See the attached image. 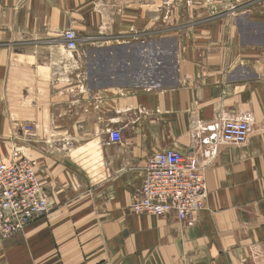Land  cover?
Returning a JSON list of instances; mask_svg holds the SVG:
<instances>
[{"label": "crops", "instance_id": "crops-1", "mask_svg": "<svg viewBox=\"0 0 264 264\" xmlns=\"http://www.w3.org/2000/svg\"><path fill=\"white\" fill-rule=\"evenodd\" d=\"M173 2L0 0V163L20 151L51 202L0 264H264V0ZM230 119L246 145L221 142ZM165 150L204 170L186 221L131 211Z\"/></svg>", "mask_w": 264, "mask_h": 264}, {"label": "built area", "instance_id": "built-area-1", "mask_svg": "<svg viewBox=\"0 0 264 264\" xmlns=\"http://www.w3.org/2000/svg\"><path fill=\"white\" fill-rule=\"evenodd\" d=\"M158 1L164 3L163 10L169 17L173 0ZM235 1L242 4L245 0ZM64 38L67 51L76 52L79 46L76 32L66 30ZM23 130L32 136L36 127L27 123ZM249 136L250 126L244 120L224 121L220 129L221 142L226 145L244 146ZM213 140L217 143L215 137ZM109 142L122 143L121 132L110 131ZM205 202L204 170L190 156L176 150H165L150 158L131 211L156 218L173 215L186 221L203 210ZM50 206V196L31 160L22 156L20 151H14L9 162L0 163V241L9 239L41 219Z\"/></svg>", "mask_w": 264, "mask_h": 264}, {"label": "rangeland", "instance_id": "rangeland-1", "mask_svg": "<svg viewBox=\"0 0 264 264\" xmlns=\"http://www.w3.org/2000/svg\"><path fill=\"white\" fill-rule=\"evenodd\" d=\"M164 1H165V0H164ZM163 4H164V3H161V10H162V11H164L163 8L165 7ZM172 8H174V9H171V10H173V11H180V6L177 5V3L174 4V2H173ZM246 10H247L246 7H243V8L241 9V11H246ZM165 11H166V10H165ZM162 23H164V22L162 21ZM172 23H174V22H172ZM162 26H163V28H164V27H167V28H168V27L171 26V24H170V22L167 20L164 24H162Z\"/></svg>", "mask_w": 264, "mask_h": 264}, {"label": "water", "instance_id": "water-1", "mask_svg": "<svg viewBox=\"0 0 264 264\" xmlns=\"http://www.w3.org/2000/svg\"><path fill=\"white\" fill-rule=\"evenodd\" d=\"M196 127H197V126H196ZM212 143H215V140H213Z\"/></svg>", "mask_w": 264, "mask_h": 264}, {"label": "bare ground", "instance_id": "bare-ground-1", "mask_svg": "<svg viewBox=\"0 0 264 264\" xmlns=\"http://www.w3.org/2000/svg\"><path fill=\"white\" fill-rule=\"evenodd\" d=\"M161 66V65H160ZM160 76V75H159ZM161 78V77H160ZM163 79V78H162Z\"/></svg>", "mask_w": 264, "mask_h": 264}]
</instances>
